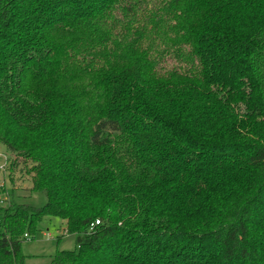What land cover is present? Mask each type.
<instances>
[{"label":"trees","instance_id":"obj_1","mask_svg":"<svg viewBox=\"0 0 264 264\" xmlns=\"http://www.w3.org/2000/svg\"><path fill=\"white\" fill-rule=\"evenodd\" d=\"M0 143V264H264V0H0Z\"/></svg>","mask_w":264,"mask_h":264},{"label":"rangeland","instance_id":"obj_2","mask_svg":"<svg viewBox=\"0 0 264 264\" xmlns=\"http://www.w3.org/2000/svg\"><path fill=\"white\" fill-rule=\"evenodd\" d=\"M174 61L168 59L165 66L170 68ZM6 147L0 143V178L5 183L9 193L14 191V199L34 206L46 203V196L39 191L31 190V175L28 170L32 163H26L23 158H16L15 165L10 168L15 157L8 162ZM13 190V191H12ZM76 234L66 231V222L59 216L45 217L37 226L33 238L22 243L25 256L23 264H51L54 256L61 250L76 248Z\"/></svg>","mask_w":264,"mask_h":264},{"label":"built area","instance_id":"obj_3","mask_svg":"<svg viewBox=\"0 0 264 264\" xmlns=\"http://www.w3.org/2000/svg\"><path fill=\"white\" fill-rule=\"evenodd\" d=\"M99 223V221H97V224ZM92 227H94V225L92 224Z\"/></svg>","mask_w":264,"mask_h":264}]
</instances>
